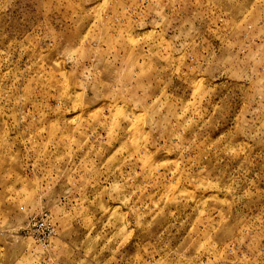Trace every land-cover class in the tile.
<instances>
[{
    "label": "rangeland",
    "instance_id": "obj_1",
    "mask_svg": "<svg viewBox=\"0 0 264 264\" xmlns=\"http://www.w3.org/2000/svg\"><path fill=\"white\" fill-rule=\"evenodd\" d=\"M0 264H264V0H0Z\"/></svg>",
    "mask_w": 264,
    "mask_h": 264
},
{
    "label": "built area",
    "instance_id": "obj_2",
    "mask_svg": "<svg viewBox=\"0 0 264 264\" xmlns=\"http://www.w3.org/2000/svg\"><path fill=\"white\" fill-rule=\"evenodd\" d=\"M45 214L32 218L26 228V233L31 234L41 245H46L55 234L54 228L48 222Z\"/></svg>",
    "mask_w": 264,
    "mask_h": 264
}]
</instances>
